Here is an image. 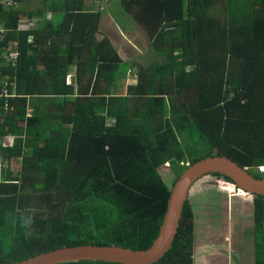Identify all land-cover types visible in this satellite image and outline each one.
<instances>
[{
	"label": "trees",
	"instance_id": "16d2710c",
	"mask_svg": "<svg viewBox=\"0 0 264 264\" xmlns=\"http://www.w3.org/2000/svg\"><path fill=\"white\" fill-rule=\"evenodd\" d=\"M119 1L154 53L123 93L134 66L108 36L96 40L90 3L0 0V264L80 246L145 251L170 194L159 168L176 180L208 156L249 172L264 164V0ZM195 136L200 147L184 150ZM223 183L233 185L217 173L194 182L172 247L153 264H201L213 251L194 231ZM250 196L231 264H264V197Z\"/></svg>",
	"mask_w": 264,
	"mask_h": 264
},
{
	"label": "rangeland",
	"instance_id": "374dc122",
	"mask_svg": "<svg viewBox=\"0 0 264 264\" xmlns=\"http://www.w3.org/2000/svg\"><path fill=\"white\" fill-rule=\"evenodd\" d=\"M106 1L107 0H104L102 2L100 8L103 7V10L107 11V7H111V5L106 6ZM115 1L118 3V6H121L119 0ZM37 2L38 0H28V8L36 6ZM111 17V14H109V12L107 14L106 12L103 26L101 23L98 25L96 40L100 41L107 35L114 47L118 40H122L123 43L121 42L120 44L121 49L119 52L120 58L125 60V62L128 60L127 63L132 67L134 66V68L129 69L127 75L129 78L127 81L123 83L121 89L119 88V92L123 93L129 84L136 83L137 74L143 73L150 68V66H154V53L151 51V48L148 47V41L143 36L141 30L137 29L135 26L130 28L129 24L130 31L125 33L122 32V36L119 32L107 31L108 29H106V27H108V25L106 21ZM135 42H139V44L136 46L134 45ZM117 44H119V42ZM72 74H74V72ZM186 146L188 147L186 148ZM189 147H200L198 137L195 136L192 139L188 138L185 147L182 145L184 150L185 148L188 150ZM16 162V160L13 161L11 167L12 172L17 171ZM159 169V173L161 177H163L162 179L166 187L171 190L175 181L174 174L168 167V164L165 165V168L162 167ZM250 172L256 174V171L252 170ZM217 193L218 200L215 201V209L208 210L207 212L211 214L210 222L207 224L204 221H199L195 226V243L207 248H213V251L211 249L205 250L207 255L205 256L203 253V257H200L201 264H231L230 260L233 255H235V252L237 251L240 253L239 249H241L242 246L239 245H241L244 237L247 236L246 232L249 229L248 219H251L253 216V197L250 195L238 192L234 188V185L225 183L219 184ZM200 250L204 249L200 248L199 251ZM199 251L197 252L199 253Z\"/></svg>",
	"mask_w": 264,
	"mask_h": 264
},
{
	"label": "water",
	"instance_id": "95a60500",
	"mask_svg": "<svg viewBox=\"0 0 264 264\" xmlns=\"http://www.w3.org/2000/svg\"><path fill=\"white\" fill-rule=\"evenodd\" d=\"M208 173L228 177L238 192L264 197V178H256L247 168L239 167L227 157L208 156L187 165L174 181L158 235L149 249L132 251L117 247L80 246L56 249L6 264H64L81 261L117 264L157 263L172 247L184 204L194 182Z\"/></svg>",
	"mask_w": 264,
	"mask_h": 264
},
{
	"label": "crops",
	"instance_id": "0c3cea01",
	"mask_svg": "<svg viewBox=\"0 0 264 264\" xmlns=\"http://www.w3.org/2000/svg\"><path fill=\"white\" fill-rule=\"evenodd\" d=\"M85 1H86V3H90L93 6V8L91 10L92 12H96V14H99V16H100L99 24L101 23L102 26H103V22L105 21V14H106V12H107V14H108V12H109V14H111L112 17L109 18L106 21L107 22V25H108V27H106V29H108L107 31L119 32V34L122 36V32L125 33V32L130 31L129 30V24H130V28L131 27L133 28V26L137 27L133 23V21L128 17V15L124 11V9L121 6H118L117 5L118 3L115 0H112L111 3H109V1L107 2L109 4L106 5V6L111 5V7H107V11L106 10H103V7L100 8V6L102 4V3H100L101 0H85ZM34 7L35 6H33L32 8H28V9L31 10ZM137 29H139V28H137ZM143 36H144V34H143ZM118 42H119V44H117ZM118 42H116V44H115V49L117 50V52L119 54L120 49H121V45L120 44H121L122 40H118ZM9 43L16 44L15 42H9ZM8 44H7V47H3V48L4 49L5 48L8 49ZM137 44H139V42H135L134 43V45H136V46H137ZM84 55L86 56V54H84ZM119 56H120V54H119ZM123 61H125V60H123ZM126 61L128 62V60H126ZM128 78L129 77H126V81H127ZM71 82H72V78H71ZM16 169H18V168L16 167Z\"/></svg>",
	"mask_w": 264,
	"mask_h": 264
},
{
	"label": "built area",
	"instance_id": "2783aa9c",
	"mask_svg": "<svg viewBox=\"0 0 264 264\" xmlns=\"http://www.w3.org/2000/svg\"><path fill=\"white\" fill-rule=\"evenodd\" d=\"M34 22L35 20H33L32 22L28 23V25H20L19 26V30H26V28H29V27H34ZM4 32L0 30V41L2 40L3 38V34ZM16 44H13V43H9L8 44V49L4 50L5 52V55H4V60L6 61H12V60H15L17 58V53H16ZM4 93L6 91H3ZM256 172L257 174L261 175L264 177V164L262 165H259V166H256Z\"/></svg>",
	"mask_w": 264,
	"mask_h": 264
},
{
	"label": "bare ground",
	"instance_id": "6f19581e",
	"mask_svg": "<svg viewBox=\"0 0 264 264\" xmlns=\"http://www.w3.org/2000/svg\"><path fill=\"white\" fill-rule=\"evenodd\" d=\"M15 49H16V53H17V57H18L17 46L15 47ZM68 82L71 83V79H69ZM201 177H202V176H201ZM201 177H200V178H201ZM200 178H199V179H200ZM196 181H197V180H196Z\"/></svg>",
	"mask_w": 264,
	"mask_h": 264
},
{
	"label": "clouds",
	"instance_id": "9594fccd",
	"mask_svg": "<svg viewBox=\"0 0 264 264\" xmlns=\"http://www.w3.org/2000/svg\"><path fill=\"white\" fill-rule=\"evenodd\" d=\"M249 171V170H248ZM259 175V174H258ZM261 176V175H260ZM261 178H264L263 176H261Z\"/></svg>",
	"mask_w": 264,
	"mask_h": 264
}]
</instances>
